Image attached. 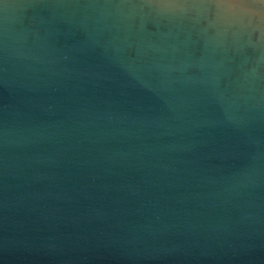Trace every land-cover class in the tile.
Instances as JSON below:
<instances>
[{"label": "water", "instance_id": "95a60500", "mask_svg": "<svg viewBox=\"0 0 264 264\" xmlns=\"http://www.w3.org/2000/svg\"><path fill=\"white\" fill-rule=\"evenodd\" d=\"M0 264H264V0H0Z\"/></svg>", "mask_w": 264, "mask_h": 264}]
</instances>
